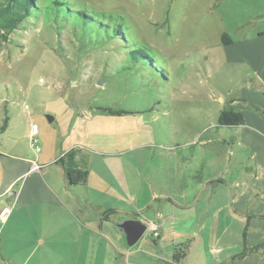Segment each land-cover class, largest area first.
I'll return each mask as SVG.
<instances>
[{
	"label": "crops",
	"instance_id": "1",
	"mask_svg": "<svg viewBox=\"0 0 264 264\" xmlns=\"http://www.w3.org/2000/svg\"><path fill=\"white\" fill-rule=\"evenodd\" d=\"M224 2L233 22L221 34L232 40L222 44L232 88L219 117L233 110L244 124L219 126L218 117L212 138L198 139L215 145L204 182L214 185L210 245L202 243L206 227L189 222L200 210L203 183L182 196L193 184L185 166L194 153L176 146L157 153L112 148L88 122L44 135L38 152L32 120L14 122L2 97L0 264H264V0ZM223 127L231 131L219 133ZM69 153L88 171L85 184H71L60 163L69 166ZM129 219L157 224L160 237L148 231L130 246L120 227Z\"/></svg>",
	"mask_w": 264,
	"mask_h": 264
},
{
	"label": "rangeland",
	"instance_id": "2",
	"mask_svg": "<svg viewBox=\"0 0 264 264\" xmlns=\"http://www.w3.org/2000/svg\"><path fill=\"white\" fill-rule=\"evenodd\" d=\"M55 1L67 4L69 18L55 12ZM39 5L37 18L23 22L7 41L0 38V98L11 103L13 121L31 119L39 126L35 147L44 145V135L60 133L69 123L88 122L93 133L119 150L137 147L157 153L176 146L191 151L195 157L187 160L185 174L187 184H193L182 196L190 197L203 183L200 210L189 222L206 227L202 243L210 245L208 205L214 185L204 182L213 169L210 154L215 145L198 139L212 138L211 125L224 105L221 99L227 100L232 88L221 43L223 30H233L227 4L40 0ZM79 11L94 22L121 24L128 40L86 30L93 23L81 22ZM133 49H138L137 62L131 59ZM150 58L155 65L146 64ZM99 107L125 113L113 115ZM217 146L225 148L220 142Z\"/></svg>",
	"mask_w": 264,
	"mask_h": 264
},
{
	"label": "trees",
	"instance_id": "3",
	"mask_svg": "<svg viewBox=\"0 0 264 264\" xmlns=\"http://www.w3.org/2000/svg\"><path fill=\"white\" fill-rule=\"evenodd\" d=\"M40 0H1L0 2V38L3 41L8 40V36L19 26L28 19L37 18L39 13L41 12V6L39 5ZM55 12H61L64 19L69 18L70 14L72 13L71 9L67 6L66 3L55 1ZM61 7H65L62 8ZM78 15L81 22H89L93 24L86 25V30H93L98 31L99 33L103 32L105 36H115L116 38H124L128 40L125 30L123 29L122 25L116 23L115 26L111 27L108 23L104 22L103 20H95L92 21L91 17H87L86 13L83 11H79ZM87 17V19H86ZM89 19V20H88ZM264 34V32L262 33ZM222 44L227 45L232 42L231 38L228 34L224 33L221 37ZM138 49H133L130 52L131 59L133 61H139V57L137 56ZM149 66L155 65V60L150 58L148 63ZM99 110L104 112L113 114V115H121L125 113L123 110H113L111 108H104L99 107ZM244 124V118L240 113H236L233 110L230 111H223L219 117L218 125L219 126H240ZM7 126V121H5L4 128ZM69 163L67 166L64 160H60V163L64 165L67 169V173L69 176V180L71 184H85L88 178V171L87 170H80L78 165L74 161V154L69 153L68 155ZM246 236V230L244 232V237ZM246 251V249H245Z\"/></svg>",
	"mask_w": 264,
	"mask_h": 264
},
{
	"label": "water",
	"instance_id": "4",
	"mask_svg": "<svg viewBox=\"0 0 264 264\" xmlns=\"http://www.w3.org/2000/svg\"><path fill=\"white\" fill-rule=\"evenodd\" d=\"M104 79L98 82V85H103ZM50 121L54 120L53 117L49 116ZM120 227L125 231L127 235V241L130 246L136 245L145 235L147 225L137 219H129L123 222Z\"/></svg>",
	"mask_w": 264,
	"mask_h": 264
},
{
	"label": "built area",
	"instance_id": "5",
	"mask_svg": "<svg viewBox=\"0 0 264 264\" xmlns=\"http://www.w3.org/2000/svg\"><path fill=\"white\" fill-rule=\"evenodd\" d=\"M38 133H39V126L35 123L31 125V140H32V145L34 146L37 143V138H38ZM37 151H40V148L37 146L36 147ZM7 211H4L1 215L2 218H5L7 216ZM147 230L145 234L148 231H151L152 235L156 238L160 237V230L157 224L155 223H147Z\"/></svg>",
	"mask_w": 264,
	"mask_h": 264
}]
</instances>
